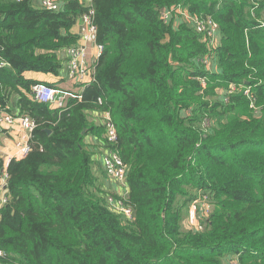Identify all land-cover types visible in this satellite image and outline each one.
Here are the masks:
<instances>
[{
    "label": "trees",
    "instance_id": "trees-1",
    "mask_svg": "<svg viewBox=\"0 0 264 264\" xmlns=\"http://www.w3.org/2000/svg\"><path fill=\"white\" fill-rule=\"evenodd\" d=\"M33 1L0 0V106L17 95L36 124L30 152L7 169L8 264H264V0H91L103 51L60 111L32 99L25 74H59L57 53L77 42L69 31L88 8ZM192 20L218 27L216 72ZM90 112L110 116L114 144ZM87 136L125 165L127 189L101 190ZM203 197L211 211L196 232L189 209Z\"/></svg>",
    "mask_w": 264,
    "mask_h": 264
},
{
    "label": "built area",
    "instance_id": "built-area-1",
    "mask_svg": "<svg viewBox=\"0 0 264 264\" xmlns=\"http://www.w3.org/2000/svg\"><path fill=\"white\" fill-rule=\"evenodd\" d=\"M20 1V0H16ZM91 2V0H90ZM60 5L55 0H40L39 8L50 12H56L60 10ZM87 12L80 17L81 28L79 32V43L73 45L66 50V68L67 77L70 81L77 84H87L91 82L93 78V62L99 57L103 51V47L96 43V26L93 23L94 11L91 8V3ZM173 9L162 11L161 19L165 22L169 21L172 17ZM194 28L199 34L204 36V39L211 44L218 36V27L211 20H192ZM93 47L95 49V59L88 60L87 47ZM215 46V45H214ZM205 59L204 65H209L207 69H210L211 60ZM8 64L0 61V69L7 67ZM235 86L231 85L228 92H234ZM30 93L32 99L40 104L62 108L68 98H78L74 94L68 91H63L55 87L43 84L35 83L30 87ZM103 126L105 128L104 138L106 143L114 144L116 142V132L114 125L108 114H103ZM36 129L35 122L27 114H14L9 112L8 107L0 106V138L5 137V140L12 141L14 154L11 157L6 156V159L2 158V151L0 150V218L2 209L9 202L8 195V165L11 160H21L27 156L31 150V144L29 138L32 136L33 131ZM20 134L21 137H20ZM1 149V148H0ZM102 165L106 176L119 188L127 189L126 186V167L123 165L118 156L112 151L105 150L102 157ZM108 205L113 207L117 212L121 213L126 220H132L133 211L124 206L122 202L115 204L112 198H108ZM210 206L208 205L206 198L195 200L189 209L188 226L196 232H200L203 229V225L200 223V219L205 220L209 214ZM11 257L7 252L0 249V264L1 261H8ZM230 264H237L235 258H231Z\"/></svg>",
    "mask_w": 264,
    "mask_h": 264
},
{
    "label": "crops",
    "instance_id": "crops-1",
    "mask_svg": "<svg viewBox=\"0 0 264 264\" xmlns=\"http://www.w3.org/2000/svg\"><path fill=\"white\" fill-rule=\"evenodd\" d=\"M10 1H16V0H10ZM56 3L60 6H62L65 2L69 0H55ZM81 4H83L85 7L90 5V0H78ZM40 0H34L33 6L35 8H39ZM81 28L80 18L76 21L74 26L71 27L69 33L73 36L77 37V42L74 44L77 45L79 43V32ZM69 48V47H68ZM68 48H65L57 53L58 60L61 62V70L57 76H53L50 74H40V73H27L25 74L28 79L34 80L37 83H43L52 87H55L57 89L71 92L72 94L79 96V94L82 92L83 88L86 85H89L91 82H93V78L91 82L87 84H77L72 81H70L67 77V68H66V50ZM88 51V60L95 59V49L93 47H87ZM98 59V58H97ZM97 59L93 62V65L97 61ZM92 65V69H93ZM8 67V66H7ZM5 67V68H7ZM2 69V68H1ZM210 71L216 72V67L213 66L211 63ZM30 93V90H29ZM12 96V97H11ZM9 97V103L6 105L8 107L9 112L14 114H20L17 109V95H11ZM31 96V93H30ZM46 106V105H44ZM48 107L50 110H63L66 107V103L62 108H56V107ZM24 114V113H22ZM29 116V115H28ZM30 117V116H29ZM31 118V117H30ZM103 118L104 115L102 114H96V113H88V121L93 125H102L103 124ZM32 119V118H31ZM33 120V119H32ZM34 121V120H33ZM34 132V131H33ZM21 137V134H20ZM104 135L101 136V139H103ZM30 144L33 141V133L32 136L29 138ZM13 143L11 140L7 141L5 140L4 136H1L0 138V150L2 151V158L6 159V156L11 157L14 154L13 150ZM84 144L87 146H90L91 151L93 152L92 156V162H93V168L96 172V176L98 177L100 188L103 192H109L112 194H117L119 192L118 186H116L112 181H110L107 176L104 173L103 165H102V157L103 153L105 152V146L102 144V142L95 136H87L84 139Z\"/></svg>",
    "mask_w": 264,
    "mask_h": 264
},
{
    "label": "rangeland",
    "instance_id": "rangeland-1",
    "mask_svg": "<svg viewBox=\"0 0 264 264\" xmlns=\"http://www.w3.org/2000/svg\"><path fill=\"white\" fill-rule=\"evenodd\" d=\"M174 17H176L177 18V21L175 22V24H177V22L179 21V22H182L183 20H188V17L185 15V14H180V15H174ZM194 30V32L195 33H198V31L196 30V28L195 29H193ZM198 36H199V38H201V34H197ZM202 40H203V37H202ZM204 41V40H203ZM219 44V35L217 36V38L214 40V43L213 44H211L210 42H205V45L207 46V47H205L206 48V51L208 50V54L207 55H205L202 59L203 60H205V59H210V57H211V54H214V51H215V47H214V45H218ZM208 66L209 65H205V67H206V69L208 68ZM257 111H255L254 110V114L256 113ZM255 116H256V114H255ZM22 135V134H21ZM22 137H23V135H22ZM212 209V208H211ZM210 211L211 210H209V213H210ZM209 215V214H208ZM207 215V216H208ZM187 219H188V216H187ZM184 226L186 227V229H188V227H187V222H185V224H184ZM9 254V253H8ZM10 255V254H9ZM11 256V255H10ZM12 257V256H11ZM11 257H9L8 258V261H7V264L8 263H10V258ZM232 257L230 256V257H226V258H223V264H226L225 262H227V263H229V261H230V259H231ZM16 264V263H15Z\"/></svg>",
    "mask_w": 264,
    "mask_h": 264
}]
</instances>
